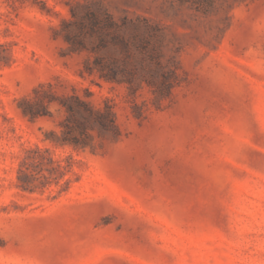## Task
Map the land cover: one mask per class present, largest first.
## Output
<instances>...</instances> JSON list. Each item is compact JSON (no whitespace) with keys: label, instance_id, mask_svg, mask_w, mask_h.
<instances>
[{"label":"rangeland","instance_id":"rangeland-1","mask_svg":"<svg viewBox=\"0 0 264 264\" xmlns=\"http://www.w3.org/2000/svg\"><path fill=\"white\" fill-rule=\"evenodd\" d=\"M0 264H264V0H0Z\"/></svg>","mask_w":264,"mask_h":264},{"label":"trees","instance_id":"trees-1","mask_svg":"<svg viewBox=\"0 0 264 264\" xmlns=\"http://www.w3.org/2000/svg\"><path fill=\"white\" fill-rule=\"evenodd\" d=\"M76 105L73 103H65L70 113H77V96ZM79 101V100H78ZM88 107L85 101H79ZM25 113L35 117L38 112L33 109H25ZM93 119L103 128L107 129L115 122L113 117H109L104 112L97 111V115ZM77 145V140L74 141ZM73 160L71 157L65 159L54 158L48 149L43 150L39 146L26 150V154L21 157L18 167V185L23 189L34 190L38 186H45L52 182L60 183L61 179L68 184L71 180L65 178L66 174L71 170Z\"/></svg>","mask_w":264,"mask_h":264},{"label":"clouds","instance_id":"clouds-1","mask_svg":"<svg viewBox=\"0 0 264 264\" xmlns=\"http://www.w3.org/2000/svg\"><path fill=\"white\" fill-rule=\"evenodd\" d=\"M48 111L52 113V116L48 117V119H50L53 123L59 126V124L62 122V120L59 118H63L65 116V114L63 113V107L60 105L57 107L56 111H52L51 105L49 104Z\"/></svg>","mask_w":264,"mask_h":264}]
</instances>
